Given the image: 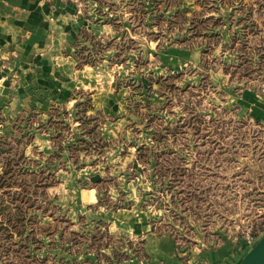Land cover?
Listing matches in <instances>:
<instances>
[{
    "label": "rangeland",
    "instance_id": "374dc122",
    "mask_svg": "<svg viewBox=\"0 0 264 264\" xmlns=\"http://www.w3.org/2000/svg\"><path fill=\"white\" fill-rule=\"evenodd\" d=\"M99 1L116 33L85 63L128 71L131 115L0 128V264H240L264 237V0Z\"/></svg>",
    "mask_w": 264,
    "mask_h": 264
},
{
    "label": "crops",
    "instance_id": "0c3cea01",
    "mask_svg": "<svg viewBox=\"0 0 264 264\" xmlns=\"http://www.w3.org/2000/svg\"><path fill=\"white\" fill-rule=\"evenodd\" d=\"M80 1L82 9L77 8L74 0H0L2 133L12 131V123L27 112L43 114L45 122L51 124L56 109L72 112L76 119L80 115L104 120L111 114L122 113V118L129 110L125 108V89L119 88L114 79L125 77L128 71H108L105 65L110 63L108 55L101 65L92 67L85 63L87 54L106 47L116 33L114 25L104 23L99 0L87 4ZM255 15L264 18V8ZM261 23L262 20L255 24L257 30H261ZM252 106L261 108L264 118V106ZM109 125L113 126L114 135L108 133ZM124 125L114 120L99 128L102 135L114 139L125 131ZM93 192L82 190L83 199L93 196ZM153 242L157 244L153 249L159 252L163 241ZM171 252L167 257H172ZM169 261L174 264L172 258Z\"/></svg>",
    "mask_w": 264,
    "mask_h": 264
},
{
    "label": "water",
    "instance_id": "95a60500",
    "mask_svg": "<svg viewBox=\"0 0 264 264\" xmlns=\"http://www.w3.org/2000/svg\"><path fill=\"white\" fill-rule=\"evenodd\" d=\"M240 264H264V237L247 253Z\"/></svg>",
    "mask_w": 264,
    "mask_h": 264
},
{
    "label": "built area",
    "instance_id": "2783aa9c",
    "mask_svg": "<svg viewBox=\"0 0 264 264\" xmlns=\"http://www.w3.org/2000/svg\"><path fill=\"white\" fill-rule=\"evenodd\" d=\"M44 1H50V0H44ZM61 2H67V1H72V0H60ZM74 2L76 3V6L78 9H82L83 5H82V1L80 0H74Z\"/></svg>",
    "mask_w": 264,
    "mask_h": 264
}]
</instances>
